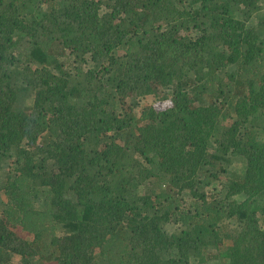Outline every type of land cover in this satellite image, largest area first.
<instances>
[{
    "label": "trees",
    "instance_id": "trees-1",
    "mask_svg": "<svg viewBox=\"0 0 264 264\" xmlns=\"http://www.w3.org/2000/svg\"><path fill=\"white\" fill-rule=\"evenodd\" d=\"M1 195L0 264H264V0H0Z\"/></svg>",
    "mask_w": 264,
    "mask_h": 264
},
{
    "label": "rangeland",
    "instance_id": "rangeland-1",
    "mask_svg": "<svg viewBox=\"0 0 264 264\" xmlns=\"http://www.w3.org/2000/svg\"><path fill=\"white\" fill-rule=\"evenodd\" d=\"M147 102L150 103V101H145L144 103H147ZM244 166H245L244 160L241 158H236V159L232 160V163L230 165V169H233L235 172L240 173V171L244 170V168H243ZM6 203H7V198L4 195H1L0 196V211H1V209L5 208ZM170 230H172V228ZM224 249H226V246Z\"/></svg>",
    "mask_w": 264,
    "mask_h": 264
}]
</instances>
